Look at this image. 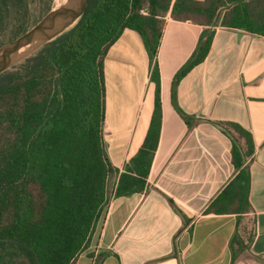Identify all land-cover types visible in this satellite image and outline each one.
Instances as JSON below:
<instances>
[{
	"label": "crops",
	"instance_id": "obj_1",
	"mask_svg": "<svg viewBox=\"0 0 264 264\" xmlns=\"http://www.w3.org/2000/svg\"><path fill=\"white\" fill-rule=\"evenodd\" d=\"M163 19L153 60L128 28L104 57L111 186L147 134L154 67L159 135L143 188L110 200L74 264H264V35ZM203 33L211 34L205 57L176 81ZM110 93L117 99L109 119ZM241 169L244 195L234 184L221 198Z\"/></svg>",
	"mask_w": 264,
	"mask_h": 264
},
{
	"label": "trees",
	"instance_id": "obj_2",
	"mask_svg": "<svg viewBox=\"0 0 264 264\" xmlns=\"http://www.w3.org/2000/svg\"><path fill=\"white\" fill-rule=\"evenodd\" d=\"M53 0H0V45L51 9ZM264 35V0H88L77 22L0 73V264H74L105 213L113 171L104 140L103 62L125 28L137 31L153 60L164 16ZM211 34L175 74L203 60ZM144 141L125 166L115 196L140 191L157 145L158 71ZM244 195L241 169L223 190ZM220 198V197H219Z\"/></svg>",
	"mask_w": 264,
	"mask_h": 264
},
{
	"label": "water",
	"instance_id": "obj_3",
	"mask_svg": "<svg viewBox=\"0 0 264 264\" xmlns=\"http://www.w3.org/2000/svg\"><path fill=\"white\" fill-rule=\"evenodd\" d=\"M88 0H64L26 31L0 45V73L24 59L42 44L70 29L83 14Z\"/></svg>",
	"mask_w": 264,
	"mask_h": 264
},
{
	"label": "rangeland",
	"instance_id": "obj_4",
	"mask_svg": "<svg viewBox=\"0 0 264 264\" xmlns=\"http://www.w3.org/2000/svg\"><path fill=\"white\" fill-rule=\"evenodd\" d=\"M62 1H64V0H53L51 8L55 7L56 5H58ZM19 61H21V60H19ZM19 61L15 62L14 64L18 63ZM108 98H109V101L107 102V106H105V107H106V109H108V112H109L110 108H112L115 105V101L117 98L115 97L114 94H111V93L108 94ZM108 112L106 114V117L110 119L112 116H114V113H113V110H111L109 112V115H108ZM106 145H107V143H106Z\"/></svg>",
	"mask_w": 264,
	"mask_h": 264
},
{
	"label": "built area",
	"instance_id": "obj_5",
	"mask_svg": "<svg viewBox=\"0 0 264 264\" xmlns=\"http://www.w3.org/2000/svg\"><path fill=\"white\" fill-rule=\"evenodd\" d=\"M109 178V176H108ZM107 178V184H106V196H107V201H106V205H105V211H107L109 209V203H110V200L115 196V190H116V186H117V183L118 182H115L113 185L114 187H112L109 183V179Z\"/></svg>",
	"mask_w": 264,
	"mask_h": 264
}]
</instances>
